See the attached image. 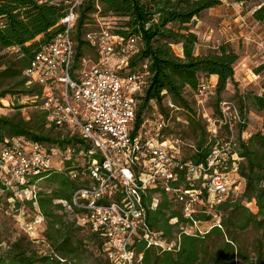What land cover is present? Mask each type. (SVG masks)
I'll return each mask as SVG.
<instances>
[{
	"label": "trees",
	"instance_id": "trees-1",
	"mask_svg": "<svg viewBox=\"0 0 264 264\" xmlns=\"http://www.w3.org/2000/svg\"><path fill=\"white\" fill-rule=\"evenodd\" d=\"M221 4L218 0H85L78 11L80 29L92 16L104 18L110 14L123 19L111 32L125 41L134 40L137 49L127 67L118 74L120 77L143 75L146 83L143 94L136 97L134 126L141 123L143 116L151 114V103L168 117L165 106L168 99L187 122L176 127L189 129L195 142L190 160L195 163L206 158L214 141L195 115L193 91L201 79L216 76L212 111L213 117H218L217 105L224 99L227 84L233 83L239 58L226 45L196 53L198 37L192 29L193 22L203 12ZM62 16V7L38 0H0V101H9L11 110L19 97L30 99L40 94L38 87H26L23 72L34 55L60 31L57 23ZM252 17L264 25V3ZM76 40L79 48L83 44L88 46L79 41V36ZM13 47L15 52L11 51ZM83 57L86 56L81 54ZM237 98L235 103L247 122L238 128L235 149L237 179L243 181L242 190L215 206L202 207L188 219L183 218L181 206L172 197L157 189L149 190L144 199L146 225L161 240L174 243V247L167 250L148 246L140 237L133 245L136 256L141 257L136 264H264V94L246 91ZM26 106L32 105L15 108L21 111ZM34 110L27 121L20 113L0 117V147L5 140L26 137L48 150L57 148L63 153L78 145L89 148L75 137L63 140L49 137L44 133L48 123L45 113ZM249 111L260 114L261 129L245 138ZM67 145L70 146L66 148ZM64 163L65 172L50 169L43 175L28 178L26 185L18 189L34 185L38 192L35 199L22 203L0 180V192L5 193L6 200H12L15 210L24 204L36 211L35 217L43 220L40 245L36 246L23 234L9 238L5 235V213L0 201V264H88L84 255L90 244L103 256V259L93 258L92 264H115L107 254L105 241L80 221L81 211L72 204L73 192L85 182L81 170L72 161ZM73 173L75 178H71ZM40 182L47 190L40 188ZM179 183L184 184L183 177ZM154 197L158 198V204L152 208L150 203ZM207 221L211 226L204 232L187 235L179 231L181 225L191 227ZM85 228L87 235L81 233Z\"/></svg>",
	"mask_w": 264,
	"mask_h": 264
},
{
	"label": "built area",
	"instance_id": "built-area-1",
	"mask_svg": "<svg viewBox=\"0 0 264 264\" xmlns=\"http://www.w3.org/2000/svg\"><path fill=\"white\" fill-rule=\"evenodd\" d=\"M38 1L63 8L57 23L60 31L34 55L23 75L26 87L36 86L41 91L30 100L35 109L45 113L47 125L89 146L70 147L62 153V163H73L79 156L83 162L75 166L89 178L72 195V204L81 211L80 221L105 241L107 254L115 264H136L140 260L133 250L140 237L148 246L171 249L174 243L161 240L146 225L147 192L157 189L172 197L185 219L198 208L215 206L238 194L241 183L232 176L237 175V131L247 124L245 114L237 103L224 98L217 105L218 117H213L209 103L216 84L201 79L192 94L193 108L214 143L202 161L186 159L182 156L184 141L170 128L171 124L183 126L187 122L175 115L179 110L168 99V117L153 105L151 114L134 126L136 97L143 94L145 79L139 74L120 77L118 73L136 52L135 41L113 35L109 26L86 32L82 40L97 60L93 63L87 57L80 58L81 66L76 68L74 32L85 0ZM92 17L94 21L103 19ZM243 136L249 137L245 133ZM53 151L26 137L5 140L1 145L0 180L19 202L36 198L38 189L34 185L18 188L26 185L28 178L53 169ZM181 177L184 184L179 183ZM157 202V197L152 198L151 207L155 208ZM42 221L36 216L30 224L39 226ZM196 226L181 225L179 231L201 233Z\"/></svg>",
	"mask_w": 264,
	"mask_h": 264
},
{
	"label": "rangeland",
	"instance_id": "rangeland-1",
	"mask_svg": "<svg viewBox=\"0 0 264 264\" xmlns=\"http://www.w3.org/2000/svg\"><path fill=\"white\" fill-rule=\"evenodd\" d=\"M264 3V0H248L237 2L235 0H228L227 3L221 4L218 8L211 12H203L198 21H194L192 24V29L196 33L198 37V45L196 48V53L207 52L210 49H216L219 45H226L229 49L239 53V56H243L241 59L238 58L235 68L241 74L242 78H245V82L242 87L239 81V74H236L235 88L240 91H249L259 94H264V25L256 22L252 15L253 12L260 7V5ZM91 21L86 22V26L79 28L78 24L76 25V31L74 32V40H75V66L79 68L81 66V54L85 55L89 58L90 62L95 63L97 60L96 54L91 48L89 49L86 44H83L81 48L77 46V36H79V41H83L82 37L85 32H89L92 30H97L100 27H115L118 26L123 19L114 17L110 14L104 17L103 19H98L94 21L91 17ZM250 35L249 39L246 37ZM209 37V39H207ZM245 37V39L243 38ZM208 46V47H207ZM254 47L256 48V60L252 63H246L244 58L247 52V49ZM212 47V48H210ZM243 51L244 53H241ZM13 52V51H12ZM175 52L179 54L177 48H175ZM242 62L245 64V68L241 66ZM74 66V67H75ZM244 70L246 74H242L241 70ZM258 72H255L258 70ZM239 81V82H238ZM238 86V87H237ZM233 91L232 84L229 86L228 90L222 95V98L228 99H236L232 97L231 92ZM190 100V96H188ZM32 105L26 106L21 109V111L16 110L15 107H19L21 105ZM152 106L154 105L151 103ZM214 98L210 100L209 107L210 112L213 110ZM0 117L1 116H12L14 114L20 113L21 117H23L26 121L28 117L35 110V106H33L32 100L27 97H19L18 102H14V109L12 108L10 102L7 100L0 101ZM181 111H178L175 115L182 116ZM260 114L252 112L248 115V126L246 131L254 133L260 129ZM48 125L44 127V133L49 135L51 138H57L58 140L69 139V135L64 131H59L55 128H48ZM170 131L172 134L180 135L183 139L185 146L182 149V156L186 159H191V155L194 153V140L190 136V132L188 128L176 127V125L171 124ZM222 135V133H221ZM70 145H67L68 148ZM46 148V147H45ZM65 148V149H66ZM53 156L51 158V166L53 169H56L60 172H65V163H62V153L61 150L57 148L52 152ZM83 161L79 156L74 157L73 165L81 164ZM67 172V171H66ZM83 177V176H81ZM89 178L87 176L83 177V181L87 182ZM237 179V175L232 176V180ZM241 183V180H239ZM40 188L46 189V185L43 182H40ZM54 187V186H53ZM243 186H239L240 191ZM0 201L1 207L4 210V218L3 222H5L7 235L9 238H13L18 234L25 235L29 240L33 241L36 246L40 245L42 241V233H43V225L33 226L30 223L33 222L36 211L24 204H20L18 210L13 208V202L11 200L5 199V193L0 192ZM21 203V202H20ZM201 209V208H198ZM71 218V217H70ZM27 225H31L29 228ZM211 226V222H200L197 223L196 230L204 232L209 229ZM81 233L87 235L88 229L85 228ZM94 247V245H88L87 252L84 257L88 264L93 263V258L103 259L102 253L98 252ZM93 254V256H92Z\"/></svg>",
	"mask_w": 264,
	"mask_h": 264
},
{
	"label": "crops",
	"instance_id": "crops-1",
	"mask_svg": "<svg viewBox=\"0 0 264 264\" xmlns=\"http://www.w3.org/2000/svg\"><path fill=\"white\" fill-rule=\"evenodd\" d=\"M219 7V6H218ZM218 7H216V8H218ZM213 10H215V8H212V9H209V10H207V12H211V11H213ZM248 39H249V37H251L250 35H247L246 36ZM244 39H245V37H243ZM207 39H209V37H207ZM208 47V46H207ZM210 48H212V47H210ZM178 52H179V54H180V51L178 50ZM237 53V52H236ZM241 53H244L243 51H241ZM238 55H239V53H237ZM245 54V56H244V58H245V60H246V63L248 64V63H252L254 60H256L257 58H256V48L254 49V47L252 46L251 48H249V49H247V52L246 53H244ZM240 57V56H239ZM243 56H241L240 57V59L242 58ZM241 66L243 67V68H245V64L242 62V64H241ZM242 71V74L244 73V74H246L245 73V71L242 69L241 70ZM239 74V83H240V85L239 86H241L242 87V85H243V83L246 81L245 80V78H242L241 77V74L237 71V68H235L234 69V78H233V83H229V84H227V88H226V90H228V88H229V86L232 84V87H233V91L231 92V94H232V97H234V98H236L235 100L234 99H228V98H225V99H228V100H230V101H234V102H237V96H240V95H242L243 93H245L246 91H240V90H238V89H236L235 88V82H237V80H236V74ZM209 79L213 82V83H215V82H217V78H216V76H211V77H209ZM216 84V83H215ZM238 87V86H237ZM248 92V91H247ZM256 94H259V93H256ZM253 111H249V114H251ZM261 121H262V119H260V129H261ZM248 126V125H247ZM247 129V128H246ZM259 129V130H260ZM245 134H247L248 136H250V132H247L246 131V133ZM240 185H242L243 186V181L241 180V184Z\"/></svg>",
	"mask_w": 264,
	"mask_h": 264
}]
</instances>
